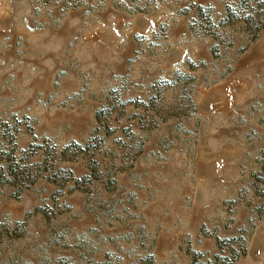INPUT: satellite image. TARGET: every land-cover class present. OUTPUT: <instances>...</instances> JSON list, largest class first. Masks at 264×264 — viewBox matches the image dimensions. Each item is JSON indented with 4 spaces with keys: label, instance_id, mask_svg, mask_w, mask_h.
<instances>
[{
    "label": "rangeland",
    "instance_id": "374dc122",
    "mask_svg": "<svg viewBox=\"0 0 264 264\" xmlns=\"http://www.w3.org/2000/svg\"><path fill=\"white\" fill-rule=\"evenodd\" d=\"M0 264H264V0H0Z\"/></svg>",
    "mask_w": 264,
    "mask_h": 264
}]
</instances>
